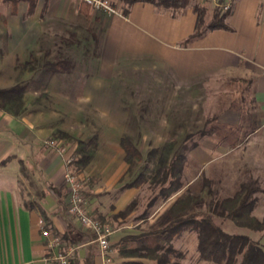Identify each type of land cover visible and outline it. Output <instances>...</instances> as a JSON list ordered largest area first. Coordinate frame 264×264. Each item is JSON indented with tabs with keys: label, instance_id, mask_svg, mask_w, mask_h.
I'll return each mask as SVG.
<instances>
[{
	"label": "rangeland",
	"instance_id": "1",
	"mask_svg": "<svg viewBox=\"0 0 264 264\" xmlns=\"http://www.w3.org/2000/svg\"><path fill=\"white\" fill-rule=\"evenodd\" d=\"M29 1L0 0V90L17 84L23 88L19 97H12L19 99L17 102L0 98V105L11 109L16 118L32 119L45 132L46 143L54 141L62 146L65 154L59 157L63 161L71 159V169L83 179L84 187L90 172L121 161L118 154L125 153L121 141H130L142 156L141 160L132 157L126 163V177L139 185L134 216L144 211L148 217L153 215L151 225H147L148 217L144 219L141 233L158 229L170 220L167 212L172 201L159 199L148 207L157 195L149 184L154 172L151 163L156 162L158 154L150 152L172 144L187 158L186 187L172 197L173 202L188 192L203 197L204 179L212 182V190L220 198L232 196L241 183L253 179L263 192L255 195L252 216L264 218V140L257 134L250 135L256 129L250 123L253 110L249 102L242 103L244 95L234 85L225 79H207L196 88H176V82L165 86L156 72L127 68L114 70L111 80L90 89L87 99L84 85L87 75L94 72L83 41L89 37L87 21L77 15L73 23L55 22L44 14L42 21L35 20V10L27 14ZM225 1L220 5L218 0H192L190 4L202 6L209 20L218 5L221 13L229 11L223 8ZM109 2H115L116 6H112L117 10L121 5L119 0ZM101 90L106 93H99ZM238 116L237 125L227 124ZM202 131L208 133L200 138ZM189 134L192 137L186 140ZM143 172L144 177H139ZM204 210V203L193 208L194 212ZM214 218L226 233L248 236L264 248V233ZM196 245L192 232L173 241L183 254V264H212L198 260ZM123 260L152 264L146 259Z\"/></svg>",
	"mask_w": 264,
	"mask_h": 264
},
{
	"label": "crops",
	"instance_id": "2",
	"mask_svg": "<svg viewBox=\"0 0 264 264\" xmlns=\"http://www.w3.org/2000/svg\"><path fill=\"white\" fill-rule=\"evenodd\" d=\"M193 6L171 10L137 2L127 15L120 5L119 15L91 10L84 15L80 0H38L34 15L39 21L42 14L55 22L73 23L77 15L87 21L89 37L83 41L94 71L84 85L87 99L90 89L104 86L114 70L127 68L156 72L165 86L177 83L176 88L225 79L253 110L250 123L256 129L250 135L264 140V0H234L224 19L227 29L207 31L183 46L195 30ZM239 120L238 116L227 124L235 126ZM34 123L0 109V264H43L45 242L39 219L45 228L61 235L63 248H77L72 264H81L89 251L94 252V264H122L113 246L140 234L146 221L153 223V215L146 221L134 220L135 210L115 219L139 195L138 182L126 177L125 153L119 152L121 161L90 172L83 192L89 214L113 228L105 258L91 242L92 233L67 215L65 161L46 144L45 132ZM183 183L186 187L185 172Z\"/></svg>",
	"mask_w": 264,
	"mask_h": 264
},
{
	"label": "trees",
	"instance_id": "3",
	"mask_svg": "<svg viewBox=\"0 0 264 264\" xmlns=\"http://www.w3.org/2000/svg\"><path fill=\"white\" fill-rule=\"evenodd\" d=\"M118 1V0H115ZM121 2L122 14L127 15L129 7L137 2H148L157 7L171 10L185 9L192 0H119ZM224 0H218L222 5ZM234 2V0H233ZM232 2V4H233ZM37 0H30L27 14H32L35 10ZM231 4V6H232ZM111 5L116 6L113 2ZM230 6V9H231ZM229 9V10H230ZM193 10L197 16L196 26L193 34L184 40L181 45L187 46L188 43L196 38L203 36L207 31L227 29L224 19L228 12L221 13L219 5L210 20L205 19V9L195 4ZM89 11L88 6L81 3L80 12L84 15ZM49 67H56L49 65ZM23 92L20 85H15L8 89L0 90V98H8L12 103L19 99ZM0 109L12 114L11 109H5L0 105ZM208 133V132H207ZM200 132L199 137L203 138L207 134ZM192 134L186 135L189 140ZM121 145L125 150L124 161L130 162L134 157L141 160V153L128 140H122ZM196 147L193 144L192 148ZM150 154H158L156 162L151 164L154 167L150 189L157 190L148 207L153 206L159 199L166 202L175 194L183 189V174L186 170L187 158L180 151L174 150V145L167 144L159 151H152ZM77 155V154H75ZM82 161V159H80ZM72 165V164H71ZM150 165V162L149 164ZM145 171L147 170V166ZM145 172L139 177H144ZM134 183V182H133ZM127 187H132L134 184ZM205 194L203 197L192 195L190 192L178 197L169 207L167 215L169 221L158 229L142 232L135 236H127L121 239L113 248L121 258L146 259L152 264H183V254L173 246L176 240L185 232H192L196 236V252L198 260L212 264H264V248L257 242L245 235H233L223 231L215 222L214 217L230 220L236 226L256 233H264V218L258 220L252 216L255 209L256 197L262 193L257 180H247L239 185L237 191L229 197L220 198L218 192L212 190V182L208 179L203 180ZM198 203H204L205 210L194 212L193 208ZM136 200H133L126 208L115 216V219H124L137 208ZM148 213L144 211L135 220H144ZM105 223L103 220H99ZM90 239H93L91 236ZM81 264H94V252L89 251ZM122 264H140L136 262H124Z\"/></svg>",
	"mask_w": 264,
	"mask_h": 264
},
{
	"label": "built area",
	"instance_id": "4",
	"mask_svg": "<svg viewBox=\"0 0 264 264\" xmlns=\"http://www.w3.org/2000/svg\"><path fill=\"white\" fill-rule=\"evenodd\" d=\"M232 0H226L224 10H229ZM92 12L104 13L107 15H119L109 0H81ZM58 155L63 156L65 149L54 141L46 143ZM66 169L63 175V183L67 190L66 213L69 217L77 220L79 225L93 235L92 243L96 244L100 254L107 258L110 252L109 238L113 228L93 218L87 211V201L83 194L84 181L75 171L71 169V159L65 161ZM41 229V237L45 242V254L42 257L43 264H72V259L77 248H63L60 234L53 233L45 228L43 220L37 221ZM108 260V259H107Z\"/></svg>",
	"mask_w": 264,
	"mask_h": 264
}]
</instances>
